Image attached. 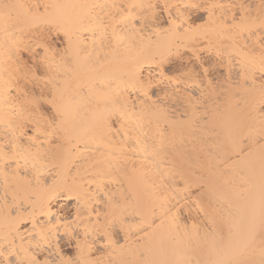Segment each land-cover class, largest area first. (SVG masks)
<instances>
[{
  "label": "bare ground",
  "instance_id": "1",
  "mask_svg": "<svg viewBox=\"0 0 264 264\" xmlns=\"http://www.w3.org/2000/svg\"><path fill=\"white\" fill-rule=\"evenodd\" d=\"M0 264H264V0H0Z\"/></svg>",
  "mask_w": 264,
  "mask_h": 264
}]
</instances>
